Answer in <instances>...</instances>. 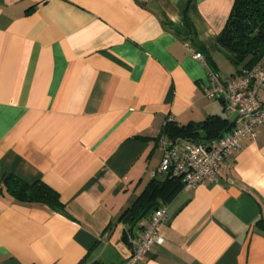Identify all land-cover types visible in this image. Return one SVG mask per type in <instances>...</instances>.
<instances>
[{
	"label": "crops",
	"instance_id": "obj_1",
	"mask_svg": "<svg viewBox=\"0 0 264 264\" xmlns=\"http://www.w3.org/2000/svg\"><path fill=\"white\" fill-rule=\"evenodd\" d=\"M234 1L0 0V264H264V125L218 182L160 200L166 242L142 261L130 262L134 240L155 211L120 221L170 177L159 171L168 119L202 139L209 118L231 124L224 135L237 127L205 96L209 69L239 73L218 43ZM10 175L48 185L65 212L14 199Z\"/></svg>",
	"mask_w": 264,
	"mask_h": 264
},
{
	"label": "built area",
	"instance_id": "obj_2",
	"mask_svg": "<svg viewBox=\"0 0 264 264\" xmlns=\"http://www.w3.org/2000/svg\"><path fill=\"white\" fill-rule=\"evenodd\" d=\"M193 57L209 68L202 53L193 52ZM209 85L205 89L208 99H216L228 104L237 116V127L225 134L214 144L195 143L185 148L179 139L164 136L159 145L164 150V158L159 171L172 177L181 178L185 187L194 188L204 180L218 182L220 166L224 159L241 151L243 141L254 138L258 127L264 125V59L251 68H243L229 81L209 69ZM172 122V118L168 119ZM168 208L160 204L148 221L142 223L140 234L134 240L131 263L142 261L156 245H164L165 239L159 227L166 220Z\"/></svg>",
	"mask_w": 264,
	"mask_h": 264
},
{
	"label": "trees",
	"instance_id": "obj_3",
	"mask_svg": "<svg viewBox=\"0 0 264 264\" xmlns=\"http://www.w3.org/2000/svg\"><path fill=\"white\" fill-rule=\"evenodd\" d=\"M218 43L232 55L238 72L264 59V0H235L226 26L218 36ZM203 125L208 130L206 141L220 139L225 132L232 130L231 124L219 116L207 119ZM165 132L173 139L204 140L198 138V132L191 126L179 127L169 123ZM4 184L8 193L19 202L41 204L56 212H65L59 194L41 181L27 183L10 175ZM183 187L181 178L171 175L163 182L151 181L143 195L122 213L120 221L135 225L156 211L160 200L168 203ZM257 226L264 232V220Z\"/></svg>",
	"mask_w": 264,
	"mask_h": 264
},
{
	"label": "rangeland",
	"instance_id": "obj_4",
	"mask_svg": "<svg viewBox=\"0 0 264 264\" xmlns=\"http://www.w3.org/2000/svg\"><path fill=\"white\" fill-rule=\"evenodd\" d=\"M227 66H228L229 68H232L231 65H230L229 63H227Z\"/></svg>",
	"mask_w": 264,
	"mask_h": 264
}]
</instances>
